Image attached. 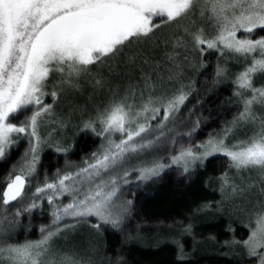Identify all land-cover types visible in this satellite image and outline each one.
<instances>
[{"label": "snow or ice", "instance_id": "snow-or-ice-1", "mask_svg": "<svg viewBox=\"0 0 264 264\" xmlns=\"http://www.w3.org/2000/svg\"><path fill=\"white\" fill-rule=\"evenodd\" d=\"M260 33L264 0H0V158L27 140L0 189V264H94L90 255L56 248L55 238L81 222L97 233L124 232L133 204L125 196L132 176L138 186L171 165L185 173L202 167L215 154L228 161L218 177L221 200L216 204L231 203L248 221L247 236L226 243L244 249L254 264H264V114L258 111L264 110V84L255 83L264 76ZM149 42L163 43V62L133 50ZM126 50L127 64H151V71L141 67L140 76L123 87L113 86L102 72L93 77L96 88L107 84L109 95L86 117L82 113L78 127L99 137L100 145L80 165L66 162L51 177L45 173L26 193L38 175L43 147L69 150L52 126L63 129L68 123L53 119L61 93L78 89L81 78L97 66L111 69ZM210 55L217 57L213 82L231 80L240 111L218 133L193 143L200 121L179 133L177 119L194 90L189 71L205 68ZM241 128L247 129L243 138L236 135ZM45 199L52 219L41 225L40 238L12 240L22 214ZM211 207L204 204L197 211ZM191 230L190 223L184 224L181 234ZM174 242L183 257V245Z\"/></svg>", "mask_w": 264, "mask_h": 264}, {"label": "trees", "instance_id": "trees-1", "mask_svg": "<svg viewBox=\"0 0 264 264\" xmlns=\"http://www.w3.org/2000/svg\"><path fill=\"white\" fill-rule=\"evenodd\" d=\"M205 59V68L189 72V77L195 82L194 90L177 119L176 131L179 133L186 132L196 120L200 121V127L193 134V143L207 139L209 133H218L240 111L233 96L231 80L213 82L216 55L206 56ZM140 73L141 70L133 76L125 73L119 77V82L123 87L130 79L136 80ZM72 99L71 104L65 106V113L76 119L79 125L82 113L86 117L96 103L88 104L85 94ZM46 102L52 103L51 97H47ZM100 142V138L91 131L78 127L74 137L63 142L65 147L70 146L67 154L44 147L40 153L38 175L32 179L34 188L45 173L51 177L56 169H63L66 162L73 165L81 163L97 149ZM188 142L187 137L182 141L185 145ZM26 147L27 140L22 138L5 157L0 158V189ZM160 155L166 156L167 153L161 149ZM164 162L169 163L167 159ZM226 168L227 158L213 155L205 160L202 167L197 166L187 173L180 166L172 165L159 176L139 182L138 186L136 181L131 182L125 196L133 204L125 231H95L92 241L84 235L74 237L68 247L86 255L92 254L94 264H116L117 258H120L121 264H254V258L248 257L244 249L226 243L234 237L236 240L245 238L248 234L244 212L238 211L231 203L222 207L216 204L221 200L218 177ZM209 203L211 208L197 211L198 207ZM17 206L13 204L12 207ZM11 211L12 208H9V213ZM50 218L45 207L23 213L11 233V239L20 242L39 239L41 225L48 224ZM189 223L192 225L191 234H181L183 225ZM129 234L132 239H128ZM174 238L183 245V257L178 256ZM65 249L68 250L63 247Z\"/></svg>", "mask_w": 264, "mask_h": 264}, {"label": "rangeland", "instance_id": "rangeland-1", "mask_svg": "<svg viewBox=\"0 0 264 264\" xmlns=\"http://www.w3.org/2000/svg\"><path fill=\"white\" fill-rule=\"evenodd\" d=\"M162 31H164V30H162ZM137 49H142L143 51H147V53L145 55H147L152 61L159 60V61L163 62L164 51H165L163 43H160L159 46H156L151 42L141 43L140 45L135 46L133 48L134 51ZM126 57H127V50H126L125 56L118 57L115 61L112 62L111 69L109 68L108 65L97 66L96 68H93L91 70L92 75L83 76L81 78L80 87L78 89H66L65 91H63L61 93L59 99L54 104L55 116L53 117V119H55L56 117H63V118L68 120V123H67V126L64 127L63 129H60L56 125H52L53 127L57 128V134L55 136L56 139H60V140H62V142H65L68 140L70 141L74 137L75 132L77 131L78 121L76 119L70 117V115H68L67 113H65V106L71 104L70 99H72V98H74L80 94H85V96H86L85 101L88 104H95V103L100 102L103 99H106V97H107V84L105 85V88L103 90H101V89L96 88L94 86V83H93V77L98 72H102L105 77L109 78L111 81V84L113 83L112 85L115 86L116 84H119L122 86V84L119 82V77L120 76L123 77L125 73L129 74L130 76L136 75V71H140L141 67H143V69H146L147 71H151V64L141 66L140 61H137V64H135V65L127 64L126 63ZM117 65H119V66L117 67ZM230 65H231V68L233 71L237 70L239 67V65L235 61H231ZM188 75H189V73H188ZM227 80H230V79H226V81ZM255 83L257 86L264 84V76L258 75L255 79ZM72 100H74V99H72ZM52 103H53V101H52ZM258 111H260L261 114H264V110H260L258 108ZM245 131H247V129H245V128H241V129L237 130V133H236L237 137L243 138ZM100 143H99V145H100ZM44 147H46V146H44ZM215 155H222V154H215ZM81 163H79V164L77 163L75 165H80ZM176 166H178V165H176ZM244 175H247V174L245 173ZM130 179L132 182L136 181L135 176H132ZM28 188L29 189H27L26 193L30 194L32 191H34L33 181H31V184ZM62 199H63L64 203H67L66 198H62ZM255 202H256V198L253 197V203H255ZM43 205H45V206H43ZM44 207L47 208L49 213H51V208L48 205V202L46 199L41 201L40 206L37 208H44ZM51 219H52V217L50 218L49 223L51 222ZM66 222L70 223L71 221H66ZM48 224H46V225H48ZM94 232H95L94 229L87 227L85 225V223L81 222L76 226L75 229L66 230V231L62 232L61 234H59L55 238V247L59 248L61 250H63V247L64 248L67 247L68 250H75V249H71L70 247H68L69 241L74 240V237H79V236H83V235L88 237L92 241V237H94ZM65 251H67V250L65 249ZM89 255L91 256L92 254L89 253Z\"/></svg>", "mask_w": 264, "mask_h": 264}]
</instances>
